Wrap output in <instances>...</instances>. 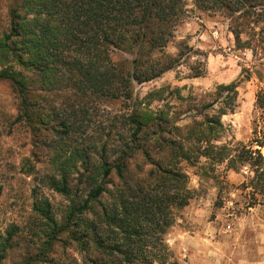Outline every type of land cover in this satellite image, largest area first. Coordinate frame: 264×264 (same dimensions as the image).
Wrapping results in <instances>:
<instances>
[{
	"label": "trees",
	"instance_id": "trees-1",
	"mask_svg": "<svg viewBox=\"0 0 264 264\" xmlns=\"http://www.w3.org/2000/svg\"><path fill=\"white\" fill-rule=\"evenodd\" d=\"M193 3L230 21L238 50L257 43L264 57V0ZM4 5L0 84L15 101L12 125L31 139L21 169L37 184L28 217L0 229V264H178L167 236L194 198L186 169L202 161L206 176L224 164L248 168L246 188L264 195V132L255 131V147L224 141L222 119L239 107L240 81L202 94L136 92L198 53L186 43L166 51L187 0ZM191 69L193 78L205 74L200 63ZM256 106L264 112V91ZM4 189L0 181V196Z\"/></svg>",
	"mask_w": 264,
	"mask_h": 264
},
{
	"label": "rangeland",
	"instance_id": "rangeland-1",
	"mask_svg": "<svg viewBox=\"0 0 264 264\" xmlns=\"http://www.w3.org/2000/svg\"><path fill=\"white\" fill-rule=\"evenodd\" d=\"M189 13L175 31V38L166 51L177 54L186 43L191 60L163 77L137 85L143 97L149 92L167 88H184L196 93L214 91L218 85L240 81L239 107L224 116V141L241 142L255 147L257 132H264V112L257 108V95L264 91V57L261 47L238 50L230 21L221 15L196 8L187 0ZM0 0V16L4 14ZM200 63L202 77H191L192 65ZM170 92V91H169ZM169 94V93H168ZM171 97V96H170ZM16 105L8 88L0 84V181L5 189L0 196V229L22 224L30 214L31 194L37 182L26 176L23 161L31 157L32 145L24 129L12 125ZM264 153V148H262ZM199 167L187 168L194 198L170 229L167 243L172 261L178 264H264V195L246 188L253 174L248 168L227 170L226 165L203 175ZM56 206L64 199L45 191ZM79 259V255L72 251Z\"/></svg>",
	"mask_w": 264,
	"mask_h": 264
}]
</instances>
